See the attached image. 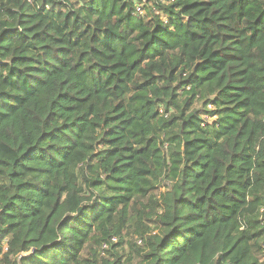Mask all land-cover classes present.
I'll use <instances>...</instances> for the list:
<instances>
[{
	"label": "trees",
	"instance_id": "obj_1",
	"mask_svg": "<svg viewBox=\"0 0 264 264\" xmlns=\"http://www.w3.org/2000/svg\"><path fill=\"white\" fill-rule=\"evenodd\" d=\"M263 244L264 0H0V264Z\"/></svg>",
	"mask_w": 264,
	"mask_h": 264
},
{
	"label": "built area",
	"instance_id": "obj_2",
	"mask_svg": "<svg viewBox=\"0 0 264 264\" xmlns=\"http://www.w3.org/2000/svg\"><path fill=\"white\" fill-rule=\"evenodd\" d=\"M137 9H138V11H139L140 13H142V12H143V10L141 9V7H140V6H138V7H137ZM210 107L212 108V105H210ZM263 250H264V244H263Z\"/></svg>",
	"mask_w": 264,
	"mask_h": 264
},
{
	"label": "rangeland",
	"instance_id": "obj_3",
	"mask_svg": "<svg viewBox=\"0 0 264 264\" xmlns=\"http://www.w3.org/2000/svg\"><path fill=\"white\" fill-rule=\"evenodd\" d=\"M145 12V11H144ZM143 13V12H142Z\"/></svg>",
	"mask_w": 264,
	"mask_h": 264
}]
</instances>
